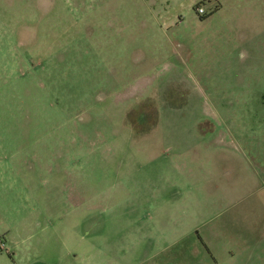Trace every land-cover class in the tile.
<instances>
[{"label":"rangeland","instance_id":"rangeland-1","mask_svg":"<svg viewBox=\"0 0 264 264\" xmlns=\"http://www.w3.org/2000/svg\"><path fill=\"white\" fill-rule=\"evenodd\" d=\"M0 239L264 264V0H0Z\"/></svg>","mask_w":264,"mask_h":264},{"label":"flooded vegetation","instance_id":"flooded-vegetation-1","mask_svg":"<svg viewBox=\"0 0 264 264\" xmlns=\"http://www.w3.org/2000/svg\"><path fill=\"white\" fill-rule=\"evenodd\" d=\"M3 248H4V242L3 240L0 239V250H3Z\"/></svg>","mask_w":264,"mask_h":264},{"label":"built area","instance_id":"built-area-1","mask_svg":"<svg viewBox=\"0 0 264 264\" xmlns=\"http://www.w3.org/2000/svg\"><path fill=\"white\" fill-rule=\"evenodd\" d=\"M200 14H204L205 13V11L201 8V9H199V11H198Z\"/></svg>","mask_w":264,"mask_h":264}]
</instances>
